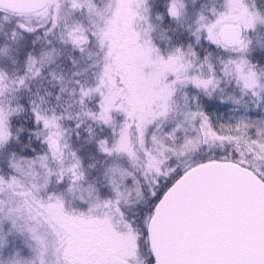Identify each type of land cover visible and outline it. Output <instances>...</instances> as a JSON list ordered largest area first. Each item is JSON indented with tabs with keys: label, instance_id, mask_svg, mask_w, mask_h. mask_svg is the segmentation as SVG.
<instances>
[{
	"label": "snow or ice",
	"instance_id": "obj_1",
	"mask_svg": "<svg viewBox=\"0 0 264 264\" xmlns=\"http://www.w3.org/2000/svg\"><path fill=\"white\" fill-rule=\"evenodd\" d=\"M0 264H264V0H0Z\"/></svg>",
	"mask_w": 264,
	"mask_h": 264
}]
</instances>
